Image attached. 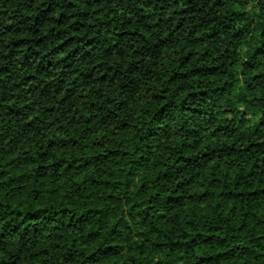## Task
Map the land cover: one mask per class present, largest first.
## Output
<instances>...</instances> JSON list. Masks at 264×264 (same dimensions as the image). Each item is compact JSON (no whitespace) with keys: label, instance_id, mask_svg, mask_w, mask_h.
Masks as SVG:
<instances>
[{"label":"trees","instance_id":"trees-1","mask_svg":"<svg viewBox=\"0 0 264 264\" xmlns=\"http://www.w3.org/2000/svg\"><path fill=\"white\" fill-rule=\"evenodd\" d=\"M0 264H264V0H0Z\"/></svg>","mask_w":264,"mask_h":264}]
</instances>
